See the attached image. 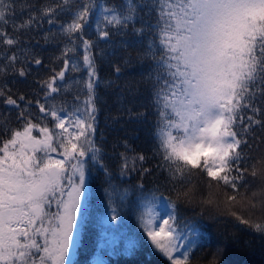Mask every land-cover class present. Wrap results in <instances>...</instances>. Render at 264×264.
<instances>
[{
	"label": "snow or ice",
	"instance_id": "1",
	"mask_svg": "<svg viewBox=\"0 0 264 264\" xmlns=\"http://www.w3.org/2000/svg\"><path fill=\"white\" fill-rule=\"evenodd\" d=\"M19 7L29 10L17 23L16 0H0V76L10 70L26 78L34 66L46 78L36 81L33 99L0 85L5 108L0 111V264H76L94 170L104 175L111 220L118 221L126 206L138 211L149 257L165 264H192L206 235L181 214L176 200L160 193L159 185L145 182L154 170L173 191L177 184L192 185L194 191V176L206 177L209 189L215 182L225 190L223 201L209 191L211 198L202 203L222 204V214L264 237V155L249 172L251 158L245 152L252 149L256 130L264 132V0H123L119 5L55 0L39 14L26 2ZM45 20L50 28L42 39L59 50L50 66L32 51L38 42L23 39ZM130 24L132 34L147 44L121 41L125 50L136 45L140 50L135 58L125 53L118 63L110 58L117 54L113 37L126 35ZM101 42L111 50L99 48ZM97 56L111 65L117 80L125 69L150 60L139 76L147 91L141 106L154 117L151 158L123 141L117 167L105 162L96 140ZM136 83L129 77L116 87L121 111L143 122L147 113H133L128 106L140 95ZM114 84L105 81L107 88ZM150 159L155 166L145 167ZM133 174L140 177L135 184L124 180ZM249 175L258 181L249 198V207L260 211L255 218L232 210L247 195ZM141 247L130 238L124 253L135 255ZM224 255L218 247L208 264H223Z\"/></svg>",
	"mask_w": 264,
	"mask_h": 264
},
{
	"label": "trees",
	"instance_id": "2",
	"mask_svg": "<svg viewBox=\"0 0 264 264\" xmlns=\"http://www.w3.org/2000/svg\"><path fill=\"white\" fill-rule=\"evenodd\" d=\"M31 6L32 11L39 14L40 9L45 5L55 3V0H16V21L19 23L23 19H27L28 8L20 9L19 5L23 3ZM111 4H122L123 0H106ZM135 2V0H134ZM143 15V11L140 12ZM61 17V21H62ZM135 26L140 27L139 20L135 21ZM53 31L57 29L55 26ZM94 27V26H93ZM131 24L126 35H117L113 37L116 45V56L110 57L118 63H123L121 57L125 53H130L133 58L137 56L140 50V45L124 49L121 41L127 40L130 43L137 40H143L147 44V39L137 37L132 34ZM50 25L47 21L42 22L39 29L33 30L23 39L28 40L32 45L38 46L32 49L33 52L38 53L43 59L44 65L50 66V61L59 55V50L54 43L45 44L42 37L48 31ZM12 31L9 26L7 29ZM92 39H95L93 31ZM61 41L65 38L59 37ZM63 47V43L60 44ZM99 48L109 49V45L101 42ZM96 50H94L95 52ZM150 60H144L141 64H136L132 68H127L124 75L117 80L113 72V68L106 61L97 56L98 75L101 78V83L97 88L100 97L98 103V123L99 127L96 133L97 143H102L103 150L106 153L105 162L113 169L118 164V153L124 152L123 141H127L129 147L134 149L136 153L143 152L151 158V140L149 138V131L154 122V117L148 109L141 106V102L146 100L147 91L146 84L141 81L139 72L143 69L147 70ZM19 67V65H17ZM73 77H79L80 73H72ZM41 76L46 78L45 71H41L37 75L34 66H30L29 75L26 78H21L10 70L4 76H0V85H6L5 91L11 90V93L19 95L25 94L29 99H33L34 92L37 89L36 81ZM132 78L135 82V87H138L140 95L137 97L135 104L128 105L132 107L133 113L146 112V118L143 122H136L129 120L127 113L121 111V100L118 96L119 89L116 85H123L125 78ZM112 80L115 82L112 88L105 86V81ZM42 95V94H41ZM67 98L71 99V94H67ZM127 98L124 103L127 104ZM0 111H5L2 103H0ZM118 117L115 123L113 118ZM102 134V135H101ZM257 139H250L253 145L249 151L245 147V152L251 158L249 160V172L251 165L258 162L261 155H264V143L260 142V138L264 137V132L256 130ZM120 143H117V141ZM132 153L129 152V155ZM155 159H150L145 167H154ZM140 177L133 174L132 177H125L124 180L135 184ZM249 184L247 188V195L238 198L240 201L232 208L233 211L248 217L250 214L253 218L260 215L259 209L253 211L249 207V198L253 191L258 188V181L253 180L249 175ZM104 175L100 171L94 170L89 179V196H88V214L85 218V225L82 230L81 245L78 253L73 259L76 264H89L92 259H99L103 264H165V262L157 256L149 257L151 251L150 247L145 241V237L137 222L138 211H133L129 207H124L120 211V219L118 221L111 220V213L108 208V202L104 194ZM146 183L157 184L160 186V193L164 196L176 200L181 214L190 220V222L197 228L198 231L206 235L204 245L198 247L192 256V264H208V259L219 247L225 251V255L221 257L223 264H264V237L253 232L251 229L240 225L235 218L228 214H222L223 205L217 208L215 204L206 205L202 203L203 200L211 198L209 191L212 193L217 201H223L225 190L222 187H217L215 182L211 189L208 188V181L206 177H193L194 191L189 189L192 185L177 184L175 191L172 186L164 183V176L160 174L159 170H154L153 174L146 178ZM241 193H245V188L240 189ZM188 193L187 196L185 193ZM231 194V190H228ZM130 199L134 197L131 196ZM137 240L142 247L135 255H127L124 253V247L129 239Z\"/></svg>",
	"mask_w": 264,
	"mask_h": 264
},
{
	"label": "rangeland",
	"instance_id": "3",
	"mask_svg": "<svg viewBox=\"0 0 264 264\" xmlns=\"http://www.w3.org/2000/svg\"><path fill=\"white\" fill-rule=\"evenodd\" d=\"M93 264H101V263H99V262H95V263H93Z\"/></svg>",
	"mask_w": 264,
	"mask_h": 264
}]
</instances>
